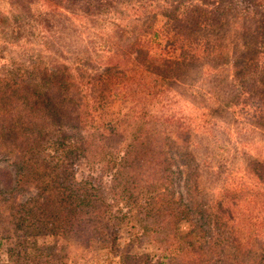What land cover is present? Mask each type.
Here are the masks:
<instances>
[{"label":"trees","instance_id":"1","mask_svg":"<svg viewBox=\"0 0 264 264\" xmlns=\"http://www.w3.org/2000/svg\"><path fill=\"white\" fill-rule=\"evenodd\" d=\"M30 1L32 0H15L17 5L24 6V10L32 14L33 5L28 6ZM126 1L48 0L50 9L48 15L55 14L60 18L63 17L62 19L68 18V15L73 14L70 4L75 5V3L81 14H90L95 8H98L99 12L104 9L105 13L108 7L116 8L119 10L118 13L125 14ZM236 1V6L229 10L230 14L234 13V10L241 12L247 9V11L252 10V19L264 16V12L260 13L261 10L264 11V0H253V3L252 0ZM164 2L168 6H160L159 11L168 20L170 28L182 25L189 29V34L195 35L196 40L199 39L197 33H207L205 44L217 38H220L223 43L228 42V37L221 32L224 26L222 20H226L227 14L216 17L217 11L213 10L214 7L208 10V8L188 6L182 17L179 8L183 2L186 3L185 0L178 2L164 0ZM241 4H244L245 8H241ZM225 8L227 10V7ZM76 16L81 15L76 14ZM259 22V20H252L251 25L236 24L233 37L236 39L244 37L243 41L248 43L264 37V23L261 22L258 25ZM259 27L263 28V36H258L259 32L255 33V29ZM123 28H118L119 40H130L128 35L131 29L128 32ZM154 36H158L157 32ZM164 36L169 41H173V36ZM135 41L142 44L143 39L137 38ZM259 43L260 46L255 48L249 44L246 45L252 55L246 51L247 54H243L241 58L234 61L233 69L236 75L244 76L245 71L249 69H256L264 74V69L259 65L264 50V40ZM125 45L118 46L117 50H123ZM132 45V43L129 44L128 49L125 50L129 57L131 53L128 50ZM161 46L162 44L160 48ZM195 46L194 49H199L200 45ZM146 53L142 55L146 56L150 64L158 62L157 65L165 68L166 71L162 73L159 71L156 74L157 72L148 69L143 70L155 75L154 81L146 84L147 90L150 91L147 95L150 98L157 97L159 93H165V91H159L165 87L162 84L164 81L175 80L173 77L181 80L183 77L180 75L185 73L187 74L184 77H192L189 74L192 68H200L193 59L187 60L185 52L174 50L157 55ZM242 58L249 59L251 64L245 66ZM89 61L76 62L78 66L76 70H83L84 66L90 64ZM228 61L224 54H221L219 59L207 56V61L202 65L209 63L219 66ZM122 63L123 61L115 64V68H106L105 74L99 75L100 88L95 96V110L101 111L108 105V100L115 97H120L126 105L134 96L135 102H132L127 112L121 117L103 125L96 121L90 110L87 115L83 111L84 95H81V91L84 86L78 87L76 84L73 86L68 79L69 69L63 64H58L55 69L44 68L36 73L33 70L25 73L18 70V74L10 78V82L2 93L1 102L4 113L20 115L13 119L12 129L16 139L19 140L23 136L28 141L25 144L28 151H33L36 155L40 154L41 159L36 157L34 167L30 168L31 171L35 169L37 189L41 190L39 185L43 183L42 171L48 166V235L61 233L78 235L86 239L90 246H113L120 229L132 217L141 216L139 223L140 225L142 223L144 233L153 234L161 247L167 243L168 246L164 252L168 254L163 257H171L172 261L181 260V264H264V213L262 211L264 208L260 207L262 204H259L261 201L258 200L264 198V191L247 186L235 189L220 186L216 193L219 196L216 197L214 194L215 196L212 197L201 190L197 182L189 186L191 180H194L193 176L198 163L189 150L188 131L184 127L186 123L171 116L167 111L155 116V108L157 106L160 109L165 108L163 104L157 100L146 104L149 100H145L146 95H143L142 91L137 93L136 90L121 89L119 87L121 82L131 77L126 73V69L119 68ZM32 74H34L33 77ZM142 75H144L143 72ZM35 77L37 80L34 81ZM133 78L135 84H141L140 81H135L139 77ZM142 82L145 83L143 79ZM110 85L113 86V91L107 93L103 88ZM165 85L170 86V84ZM227 85L230 92L228 91L227 98H221L226 94ZM73 87H75V93L72 92ZM165 90L173 91L170 88ZM208 94L220 100L218 109L221 103L229 106L237 101L243 102L236 87L230 84H224L218 90L210 88ZM252 99L253 95L244 104H249ZM243 107L246 109V106ZM214 112H217V108ZM82 114L85 115V119ZM154 129H157V133L161 135L159 144L157 140L151 141V135L149 137L148 134V138L143 135L153 133ZM7 136L9 138L10 135ZM20 144L21 142L17 145ZM256 164L259 168L250 167L248 173H253L263 186L264 162L256 161ZM81 167L84 169L82 170ZM174 167L176 170L173 169ZM178 173L185 175L187 182L185 187L189 186L192 190L188 194L189 204L182 201L185 198L184 195L171 190L175 182L174 177L179 175ZM79 174L82 176L81 179ZM207 196L208 200L205 202ZM251 197L259 206L251 203ZM239 201L242 204L246 203L247 207H243ZM36 204H40L39 200ZM196 206L198 208H195ZM125 209L128 211L125 212ZM191 212L198 215L195 214L197 218L193 217L191 221V230L187 233L178 231L183 216H188ZM13 216L17 217V214ZM21 220L23 219L20 218L18 222L24 227L26 222ZM109 240L111 244H107ZM171 245L174 246L173 249ZM48 256H50L49 253ZM123 257L128 259V256ZM123 257H121L122 261Z\"/></svg>","mask_w":264,"mask_h":264},{"label":"rangeland","instance_id":"2","mask_svg":"<svg viewBox=\"0 0 264 264\" xmlns=\"http://www.w3.org/2000/svg\"><path fill=\"white\" fill-rule=\"evenodd\" d=\"M178 1L180 0H174ZM30 2L28 6L33 5L32 14H28L24 6L17 5L15 0H0V264H181V260L172 261L171 257H163L168 254L164 252L168 244L161 247L153 234L144 233L143 225L139 223L141 216L132 217L120 229L113 246H90L86 239L78 235L62 233L48 235V166L42 171L43 183L39 185L41 190L37 189L35 169L31 171L30 168L34 167L36 157L41 159L40 154L28 151V147H25L28 141L23 136L19 140L16 139L12 129L13 119L20 115L4 113L2 93L10 78L18 74V70L24 73L33 70L36 73L44 68L52 70L58 64H63L69 69L68 79L73 86L74 84L78 87L84 86L81 91V95H84L83 111L87 115L90 110L96 121L103 125L121 117L132 102H135L134 96L126 105L120 97H115L109 99L108 105L101 111L95 110V96L100 88L99 75L105 74L106 68H115V64L123 61L122 65L118 64L119 68L126 69V73L131 77L121 82L119 85L121 89L124 91L132 89L137 93L142 91V94L146 95L145 100H149L146 104L156 100L163 104L165 108L160 109L159 106L155 108V116L167 111L171 116L186 123L184 127L188 131L189 150L198 163L194 180H191L189 186L197 182L200 189L212 197L216 195L220 186L230 189L247 186L264 191V185L259 183L253 173H248L250 167L259 168L256 161L264 162V74L256 69H249L245 71L244 76H238L233 69L234 61L243 54L252 55L246 45L249 44L253 48L260 46L259 41H263L264 37L248 43L243 41L244 37L236 39L232 35L236 24L251 25L252 20H259L260 25L261 22L264 23V16L252 19L253 12L247 9L241 12L234 10V13L230 14L229 10L236 6V0H185L186 3L183 2L179 8L182 17L188 6L208 10L214 7L213 10L217 11L216 17L228 15L225 21L222 20L224 26L221 31L228 37V42L223 43L217 38L205 44L207 33H197L199 39L196 40L195 35L189 34V29L182 25L170 28L168 20L159 11L160 6H168L164 0H127L125 14H120L118 9L110 7L105 9L107 11L105 13L104 9L99 12V9L95 8L90 14H81L75 3L70 4L73 14L65 19L55 14L48 15L50 11L48 0ZM241 8H245V5L241 4ZM262 12L264 11L261 10L260 13ZM76 14L81 16L78 17ZM122 27L128 32L131 29L128 35L130 40H119L117 32ZM156 32L157 37L154 36ZM258 32L260 33L258 36H261L263 28L255 29V33ZM164 35L173 36V41H169ZM134 38L143 39L142 44H138ZM131 43L133 45L128 50L131 53L129 57L125 50ZM159 43L162 44L161 48ZM122 44H126L123 50H117ZM196 44L200 45L199 49H194ZM174 50L185 52L187 60L193 59L200 68H192L189 74L193 78L184 77L187 74L185 73L180 75L183 77L181 80L173 77L175 80L164 81L162 84L165 87L159 85L162 87L159 91L165 93L157 95L158 91L157 97L150 98L147 95L150 91L147 90L146 84L154 81L155 75L143 70L148 69L157 72L156 74L159 71V73L166 71L157 65L158 62L150 64L142 53L157 55ZM221 54L226 55L229 61L219 66L209 63L202 65L207 61V56L219 59ZM242 60L245 66L251 64L247 58ZM85 61H89L90 64L84 66L83 70H76L78 67L76 62ZM259 65L264 69V50ZM133 77H139L135 81H140L141 84H135ZM33 79L35 81L36 77ZM224 84L235 86L243 102L237 101L229 106L221 103L218 109L220 100L208 94V90L210 88L218 90ZM165 88L173 91L169 92ZM103 89L109 93L113 91V86ZM225 91L226 94L221 98H227L228 91L230 92L228 85ZM72 92L75 93V87ZM251 95L253 99L249 104H244ZM65 102L67 104L66 99ZM243 106H246V109ZM216 108L217 112H214ZM82 116L85 119V115ZM148 134L149 137L151 135V141L157 140L159 144L161 135L157 133V129H154L153 133L143 135L148 138ZM20 142L21 144L17 145ZM173 169L176 170V167ZM178 174L174 177L175 182L171 190L184 195L182 201L189 204L188 194L192 190L189 186L185 187L187 183L185 175ZM81 177L79 174V179ZM177 199H180L178 195ZM37 200L40 202L39 205L36 204ZM207 200L208 196L205 202ZM250 200L252 204L259 206L252 197ZM258 200L261 201L259 204H262L260 207L264 208V198ZM241 205L247 207L246 203ZM127 211L125 209V212ZM262 211L264 213V210ZM16 214L17 217H14ZM189 214L183 216L178 231L187 233L191 230V221L198 215L195 213L197 215L195 216L193 212ZM20 218L26 222L24 227L18 222ZM173 225L176 226L174 223ZM110 241L107 244H111ZM173 248L171 245V249ZM123 256H128V259ZM121 257L124 258L123 261Z\"/></svg>","mask_w":264,"mask_h":264}]
</instances>
